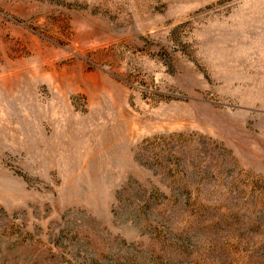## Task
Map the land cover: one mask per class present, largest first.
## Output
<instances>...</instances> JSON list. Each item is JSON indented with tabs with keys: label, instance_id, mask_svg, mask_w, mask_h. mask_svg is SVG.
<instances>
[{
	"label": "rangeland",
	"instance_id": "1",
	"mask_svg": "<svg viewBox=\"0 0 264 264\" xmlns=\"http://www.w3.org/2000/svg\"><path fill=\"white\" fill-rule=\"evenodd\" d=\"M0 264H264V0H0Z\"/></svg>",
	"mask_w": 264,
	"mask_h": 264
}]
</instances>
